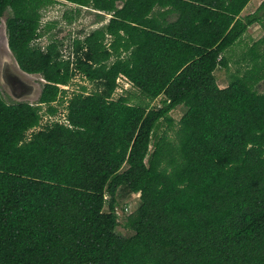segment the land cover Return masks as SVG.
I'll use <instances>...</instances> for the list:
<instances>
[{"label": "trees", "instance_id": "trees-1", "mask_svg": "<svg viewBox=\"0 0 264 264\" xmlns=\"http://www.w3.org/2000/svg\"><path fill=\"white\" fill-rule=\"evenodd\" d=\"M57 1L0 0L17 64L44 81L33 104L0 93V264H264V38L225 87L214 74L264 26V0L243 17L249 0H64L110 15L73 40L72 58L54 39L32 44ZM76 74L93 89L70 92L67 124L39 127ZM119 75L145 103L111 98ZM181 105L173 142L157 131ZM125 193L138 204L119 216Z\"/></svg>", "mask_w": 264, "mask_h": 264}, {"label": "rangeland", "instance_id": "rangeland-1", "mask_svg": "<svg viewBox=\"0 0 264 264\" xmlns=\"http://www.w3.org/2000/svg\"><path fill=\"white\" fill-rule=\"evenodd\" d=\"M260 2L256 0H249V2L245 5L242 9L240 16L243 17L244 15L252 13L258 6ZM77 7L73 4H70L64 0H58L54 4L45 7L42 9L41 14V23H40V35L33 41L34 46H38L42 49H45L46 45L51 42L53 39L57 41L58 48L60 53L62 54L63 58H72L73 55V47L72 42L75 38H83L86 34L92 31L95 28L105 24L109 18V14H103V17L100 18L95 10L88 8V7H81L79 11L76 9ZM71 16V20H68L64 17V13ZM7 15V13H6ZM168 20H174L175 14L169 15ZM5 21V13L2 16ZM170 22V21H168ZM51 24V27L47 28L45 25ZM264 38V26H262L259 22H255L251 24L247 30L243 33V35L234 43L232 44L226 51V56L229 61L228 70L219 66L215 70L214 74L216 77V82L219 87L223 88L226 86L228 82V75L230 72L235 71L236 69L242 70L247 64V59L243 58L244 52L251 46V44L256 40H261ZM260 48H264V42L260 43ZM21 75H25L27 73L22 72L19 70ZM30 75H37L39 81L31 79L34 86L37 87L38 84L42 85L43 81H41V76L38 74H30ZM12 77V76H10ZM31 77V76H30ZM32 78V77H31ZM41 81V82H40ZM71 86L69 88V92L71 89H77L80 86H87L88 90L93 89V84L87 81H83L81 77L76 74L71 79ZM255 89L258 92L264 91V79L258 82L255 86ZM0 93L3 98L7 102H16L18 99L15 97V94H19L18 90L13 92L10 91L9 86L1 84L0 82ZM127 96L128 101L131 103H145L146 99L140 94L138 89L134 88L133 86L129 87L125 91L121 92L120 89H116L113 92V97L118 98L119 96ZM26 101V100H24ZM159 100H153L149 103L150 106H159ZM60 111L63 109L60 103H58ZM45 108L43 107V110ZM184 107L182 105L179 107L174 108L171 110L168 115L172 118L173 122L169 125L165 121H161L158 127V134L166 133L169 136L170 141L172 140L175 142L176 140V131L179 126V119L183 113ZM46 115H43L41 119V123L39 127H42L48 121H46ZM39 127L35 128L39 129ZM31 130L28 131V133ZM138 196L139 193L127 194L118 196L117 200V208L121 209L123 204L129 205L130 211L135 209L138 204ZM126 206V205H125ZM124 218V217H121ZM126 219H122L121 223H119L117 230L122 235H129L131 231L124 226V222Z\"/></svg>", "mask_w": 264, "mask_h": 264}, {"label": "water", "instance_id": "water-1", "mask_svg": "<svg viewBox=\"0 0 264 264\" xmlns=\"http://www.w3.org/2000/svg\"><path fill=\"white\" fill-rule=\"evenodd\" d=\"M19 70H21L24 73H27L19 67V65L15 60V57L13 56L8 46L5 21L3 18H1L0 19V82L1 84L6 85L7 87L9 86L11 92L18 90L19 94H15V97L23 100H18L16 102H28L30 104H33L36 101H38L40 97L43 83L42 85L38 84V86L35 87L31 79L39 81L38 78L36 77L37 75H30V73H27L22 76L21 73H19L20 72ZM41 81H43L42 78Z\"/></svg>", "mask_w": 264, "mask_h": 264}, {"label": "built area", "instance_id": "built-area-1", "mask_svg": "<svg viewBox=\"0 0 264 264\" xmlns=\"http://www.w3.org/2000/svg\"><path fill=\"white\" fill-rule=\"evenodd\" d=\"M78 75L81 76L80 74H78ZM83 81H87V80L84 79ZM87 82H88V81H87ZM116 83H117V85H116L115 90H116V89H120L121 92L125 91L126 89H128L129 87L132 86L131 82H130L125 76H123V75H119V76H117V78H116ZM70 84H71V82H70L69 84H66V85L57 84V86H58L60 89H64V90H66L68 93H67V96H64V97H63V98H64V102H63V104L61 105V106H63V109L60 111L59 106H57V112H56L55 115H53V116H48V115L44 116V117H46V121H48V122L59 121V122H65V124H67V121L65 120V113H66V109H65V107H66V105H67L66 98L70 96V92H69V88H70V86H71ZM77 89H78V88H77ZM77 89H71V91H73V90H77ZM111 98H112V99H116V98L113 97V94H112V97H111ZM123 212H129V213L131 212V211H130V207H129V205H126L123 209H118V208L116 209V213H117L119 216H121ZM129 213H128V214H129ZM128 214H127V215H128ZM124 215H125V213H124Z\"/></svg>", "mask_w": 264, "mask_h": 264}, {"label": "crops", "instance_id": "crops-1", "mask_svg": "<svg viewBox=\"0 0 264 264\" xmlns=\"http://www.w3.org/2000/svg\"><path fill=\"white\" fill-rule=\"evenodd\" d=\"M256 1H259V2H260L261 0H256ZM162 11H163V9H160V12H162ZM168 18H169V17H168ZM168 21H172V20H168ZM159 98H160V97L156 98L155 100H157V101H158V100H159Z\"/></svg>", "mask_w": 264, "mask_h": 264}, {"label": "clouds", "instance_id": "clouds-1", "mask_svg": "<svg viewBox=\"0 0 264 264\" xmlns=\"http://www.w3.org/2000/svg\"><path fill=\"white\" fill-rule=\"evenodd\" d=\"M116 85H117V83H116ZM114 92V91H113ZM113 94V93H112ZM111 97H112V95H111Z\"/></svg>", "mask_w": 264, "mask_h": 264}]
</instances>
